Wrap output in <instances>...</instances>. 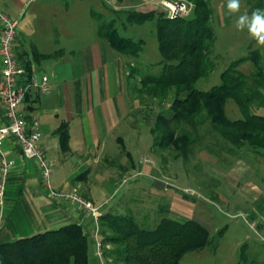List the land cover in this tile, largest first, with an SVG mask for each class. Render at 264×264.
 Listing matches in <instances>:
<instances>
[{
	"label": "rangeland",
	"instance_id": "1",
	"mask_svg": "<svg viewBox=\"0 0 264 264\" xmlns=\"http://www.w3.org/2000/svg\"><path fill=\"white\" fill-rule=\"evenodd\" d=\"M257 1L241 0L240 11L229 14L227 0H205L210 10L208 24L214 30L210 53L214 70L196 80V89L206 90L214 83H219V73L232 60L246 56L251 49L259 51L261 66L264 68V46L259 45L255 39L251 43L247 28L238 30L236 27L238 17L245 13L250 16ZM163 2L173 1L34 0L31 3L35 9L32 14L38 22L56 23L58 28L62 24H69L73 44L82 48L91 42L106 43L96 34L97 24L102 22V18L99 21L96 19L99 15H103L105 20L114 19L118 34L135 40L142 39V51L136 57L120 54L110 47L111 54L106 57L107 88L116 92L118 87L124 86L127 102L131 104L129 119L132 133L127 135L126 148L130 150L133 164L131 168L122 166L119 169L115 183L103 185L100 201L105 199V202L100 210L113 209L117 213L131 215L139 225L148 228L153 227L162 216L180 221L193 219L206 227L208 238L213 239V244L206 245L199 251L186 252L178 264H250L241 257L245 252V242L246 245L255 243V250L259 252L255 259L264 261V242L260 240L261 236L255 234L256 228L252 226L255 225L252 221L254 213L264 215V150L251 148L247 144L241 147L229 145L212 131L206 120L194 131L184 123L173 125L174 134L186 132L191 135L192 143L185 157H176L171 146L164 148L152 143L150 128L154 124L155 115L163 111L170 102L169 96L159 100L139 91L140 76L157 72L156 63L161 59L156 49L154 21L147 19L141 24L127 23L123 13L113 10L134 8L167 14V6ZM189 12L188 9L187 14ZM67 42L64 39L63 46ZM112 55L121 56L122 72L118 73L117 60ZM128 65H132L137 72L126 78ZM238 68L242 73L248 74L254 67L251 62L245 61ZM91 74H96L98 78V71ZM252 106L254 113L264 115V107L255 104ZM224 107V114L228 119L240 117L238 107L231 100H227ZM119 153L122 158L124 151ZM142 158H148L149 164H146L144 170L141 169L140 176L118 186L121 176L126 175L128 170L138 168ZM118 165L119 158L112 161L109 167L114 170ZM156 180L170 187L157 191L152 186ZM221 228H224L221 237H217L215 233ZM105 247L109 248L110 245ZM92 253H95L94 246ZM101 256L102 264H111L102 254ZM98 263L100 264L99 260Z\"/></svg>",
	"mask_w": 264,
	"mask_h": 264
},
{
	"label": "trees",
	"instance_id": "2",
	"mask_svg": "<svg viewBox=\"0 0 264 264\" xmlns=\"http://www.w3.org/2000/svg\"><path fill=\"white\" fill-rule=\"evenodd\" d=\"M193 6L184 16L169 17L165 12L137 9L113 10L123 13L127 23L141 24L154 21L156 49L161 59L157 72L144 73L138 79L140 92L159 100L170 97L169 105L155 115L150 128L152 143L158 147L171 146L175 156L185 157L192 143L186 132L174 134L175 124H186L193 131L208 121L213 132L229 145L264 150V115L254 113L253 106L264 107V68L261 54L251 49L246 56L232 60L219 73V83L206 90L194 87L196 80L214 69L210 53L214 33L208 20L210 10L205 0H185ZM251 11L264 9L263 0ZM102 15V14H101ZM103 16V15H102ZM96 18L97 34L120 54L136 57L142 51V39L124 37L116 32L114 19ZM253 38L250 37L252 43ZM52 54H40L31 49V57L42 59ZM251 62L253 71L244 74L239 65ZM150 66V65H149ZM25 80L30 77L29 64L22 65ZM127 77L137 71L128 65ZM231 100L240 113L228 119L224 105ZM53 133L57 136L60 151L67 150V124L61 123ZM102 255L111 264H178L186 252L199 251L213 244L206 227L193 219L177 220L160 217L151 228L139 225L134 218L108 209L98 218ZM224 228L215 233L221 237ZM88 240L81 227L66 224L29 236L0 243V264H87ZM110 247L106 248L105 245ZM214 246V245H213Z\"/></svg>",
	"mask_w": 264,
	"mask_h": 264
},
{
	"label": "crops",
	"instance_id": "3",
	"mask_svg": "<svg viewBox=\"0 0 264 264\" xmlns=\"http://www.w3.org/2000/svg\"><path fill=\"white\" fill-rule=\"evenodd\" d=\"M33 1L0 0V8L16 21L12 47L19 64H29L38 81L45 76L48 86L45 93L28 87L19 109L27 130L33 127L40 134L39 142L51 168L52 188L61 192L76 188L81 196L101 207L105 202V199L100 201L103 185L115 183L119 169L122 166L131 168L133 164L130 150L126 148L127 135L132 133L129 119L131 104L127 102L124 86L118 87L116 92L107 88L105 75L106 57L111 54L109 43L97 35L107 44L96 41L83 48L74 45L69 24L58 28L56 23L36 20L32 14L35 10L31 5ZM64 39L68 41L66 46H63ZM32 48L40 54H55L34 60L31 57ZM120 58V55L114 57L118 73L122 72ZM2 65L0 59V70ZM97 71L98 78L96 74H91ZM25 77H21L22 83H25ZM1 104L0 124L4 122ZM61 123H66L68 130V148L64 152L60 151L59 140L53 133ZM121 151H124L122 158L119 157ZM117 158L120 165L113 170L109 166ZM3 160L10 166L0 205V243L76 224L89 243L87 264H90L92 256L91 264H99V259L92 253L95 247L92 217L70 201L50 198L40 184L36 162L21 154L12 137L5 138L1 144L0 164ZM139 163L138 168L125 171L126 175L133 171L142 172L141 169L147 167L141 161ZM254 215L252 221L255 225L252 226L264 242V215ZM243 246V259L250 264H264V261L255 259L259 253L255 250V243L246 245L245 242Z\"/></svg>",
	"mask_w": 264,
	"mask_h": 264
},
{
	"label": "built area",
	"instance_id": "4",
	"mask_svg": "<svg viewBox=\"0 0 264 264\" xmlns=\"http://www.w3.org/2000/svg\"><path fill=\"white\" fill-rule=\"evenodd\" d=\"M172 3L163 2L167 6V16H184L187 10L191 9L193 4L189 1L172 0ZM16 21L9 17L0 8V59L3 64L0 70L1 87H0V103L2 106V116L4 122L0 124V147L3 140L7 137H12L20 148L21 154L36 162L39 169L40 184L46 190L47 195L55 200H67L74 203L80 210L92 217L93 228L92 237L95 245V255L100 260L102 247L99 235L98 218L101 214V207L96 206L91 201H88L81 196L76 188H71L69 191H60L52 188L50 184V164L45 158L44 148L39 142L40 134L36 128L28 129L25 126L22 113L19 109V104L22 101L28 87H35L41 93L48 90L46 84V77L41 76L38 81L36 74L31 72L28 81L21 82V77L24 76L25 71L21 64H19L15 53L13 51V40L15 35ZM141 163L148 164V158H142ZM10 163L2 161L0 164V205L2 204V193L5 185L7 169ZM141 172L133 171L127 175H122L118 186L127 183L130 180L136 179Z\"/></svg>",
	"mask_w": 264,
	"mask_h": 264
},
{
	"label": "clouds",
	"instance_id": "5",
	"mask_svg": "<svg viewBox=\"0 0 264 264\" xmlns=\"http://www.w3.org/2000/svg\"><path fill=\"white\" fill-rule=\"evenodd\" d=\"M241 0H227V9L229 14L240 11ZM238 30L247 28L250 36L257 41L259 45L264 46V9L257 8L249 16L242 14L236 20Z\"/></svg>",
	"mask_w": 264,
	"mask_h": 264
},
{
	"label": "water",
	"instance_id": "6",
	"mask_svg": "<svg viewBox=\"0 0 264 264\" xmlns=\"http://www.w3.org/2000/svg\"><path fill=\"white\" fill-rule=\"evenodd\" d=\"M153 189L155 190H162L164 188L170 187V185L163 183L162 181L156 180L153 182Z\"/></svg>",
	"mask_w": 264,
	"mask_h": 264
}]
</instances>
